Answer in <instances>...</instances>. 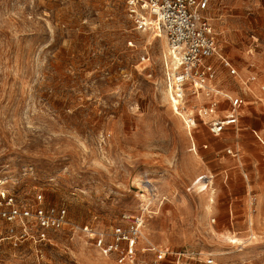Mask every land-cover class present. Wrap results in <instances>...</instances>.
I'll return each mask as SVG.
<instances>
[{
  "label": "rangeland",
  "instance_id": "obj_1",
  "mask_svg": "<svg viewBox=\"0 0 264 264\" xmlns=\"http://www.w3.org/2000/svg\"><path fill=\"white\" fill-rule=\"evenodd\" d=\"M205 15L237 71L220 64L218 85L247 111L220 136L210 120L173 114L169 56L135 29L125 0H0V188L29 204L43 194L72 225L107 233L145 212L134 264H149L151 246L185 253L183 264H264V0H209ZM11 226L0 222V264H118L69 225L16 245Z\"/></svg>",
  "mask_w": 264,
  "mask_h": 264
},
{
  "label": "built area",
  "instance_id": "obj_2",
  "mask_svg": "<svg viewBox=\"0 0 264 264\" xmlns=\"http://www.w3.org/2000/svg\"><path fill=\"white\" fill-rule=\"evenodd\" d=\"M125 4L136 30L155 28L166 36L170 62L167 81L170 100L176 106L174 110H188L186 104L197 98L200 107H193L194 111L187 116L189 124L195 125L198 118L210 120L204 123L213 136H220L235 127L241 117L243 100L225 93L218 85L220 64L229 68L232 75L237 71L221 54L214 27L205 15L209 0H125ZM228 151L233 153V150ZM198 181L205 187L211 183L207 175H201ZM145 216V212L125 216L124 224L107 233L89 225H72L66 208L45 205L43 194H37L35 203L29 204L9 190L0 188V222L12 225L8 228L7 238L12 239L15 245L23 238L35 243L50 240V232L69 225L71 230L86 232L103 255H114L118 264H134ZM15 223L21 224L19 233L13 226ZM149 249L154 255L149 264H183L185 253L181 251L154 246ZM213 263V258L207 260V264Z\"/></svg>",
  "mask_w": 264,
  "mask_h": 264
},
{
  "label": "bare ground",
  "instance_id": "obj_3",
  "mask_svg": "<svg viewBox=\"0 0 264 264\" xmlns=\"http://www.w3.org/2000/svg\"><path fill=\"white\" fill-rule=\"evenodd\" d=\"M145 33H148L147 31L145 32ZM148 36H147V41H148V43L149 44H153L154 43V41H156L158 38H160L161 39V42H162V45L164 46V55L166 54V55H168V45H167V40H166V37H165V35H164V33H162L161 31H158L157 29H155V28H153L152 30H150L149 31V33L147 34ZM237 81H238V83H239V85L241 86V88L243 89V91H250V92H254L253 91V89L250 87V85H247V83H246V81H245V79L243 78V77H240V78H237ZM166 99L169 101V99H168V97H167V94H166ZM197 98H195L194 99V101H196V102H192V107H195V106H198L199 104H200V102L198 101V100H196ZM259 100H261V99H259ZM198 102V103H197ZM170 103H172L171 105H172V107L174 108V109H176V106H175V102H173V101H171ZM246 104H248V103H246ZM173 108H172V112H173V114L174 115H176L180 120L182 119V120H184V121H186V123L188 124V125H190L189 124V122H188V120H187V116L189 115V114H191L192 112H193V110H191V109H188V110H186V111H179V110H174L173 111ZM245 113H247V111H246V109L245 110H243V113L242 114H245ZM208 117H205L204 119H207ZM193 138V137H192ZM195 143V142H194ZM196 145V144H195ZM195 145H193V150H194V152H197V148H196V146ZM237 147L241 150L242 148H244V146L242 147V145H240L239 143L237 144ZM234 156H237V160L239 161V162H241V157L239 156V154H237V155H235L234 154ZM200 177V176H199ZM199 180V179H198ZM142 179L141 178H137V179H135V183L138 185V186H140L141 187V185H142ZM199 182V181H198ZM3 182H2V180H0V184H2ZM195 186H197L196 187V189H197V191L199 192V194H200V197H201V201L203 202H201V215H207V213H208V211H209V209H210V207H211V203H205V199H206V196L207 197H209V196H211V194L213 193V191L212 190H210V188H209V190H208V187H205V185L203 184V183H196L195 184ZM210 202L212 201V198H210V200H209ZM252 203V202H251ZM253 204V203H252ZM259 204H260V201H259V203L257 204V207H259ZM250 207H252L251 206V204H250ZM251 210H250V213H249V223H250V229L251 230H253V228H252V226H253V224H254V215L251 213V211H252V208H250ZM216 234V233H215ZM220 236V235H219ZM253 236V234L251 235V237ZM220 237H223V236H220ZM143 238L146 240V241H148L149 242V240H147V237H146V235H143ZM225 239H228L230 242H234V243H237V242H241L242 243V241H241V239L239 238V237H236L235 235H228V236H226V237H224ZM142 251H144V249L142 250ZM210 255H214V256H220V257H224V256H226L227 254H229V252H227V251H224V250H222V249H217V250H215V251H212V252H210L209 253ZM104 256V255H103ZM105 257V256H104ZM99 264H110L107 260H102V261H100L99 262Z\"/></svg>",
  "mask_w": 264,
  "mask_h": 264
},
{
  "label": "crops",
  "instance_id": "obj_4",
  "mask_svg": "<svg viewBox=\"0 0 264 264\" xmlns=\"http://www.w3.org/2000/svg\"><path fill=\"white\" fill-rule=\"evenodd\" d=\"M225 106H228V104H225ZM242 109H243V107H242ZM242 115V114H241Z\"/></svg>",
  "mask_w": 264,
  "mask_h": 264
}]
</instances>
